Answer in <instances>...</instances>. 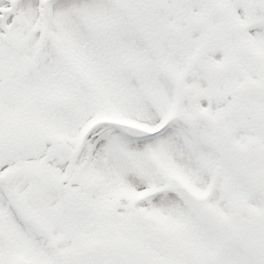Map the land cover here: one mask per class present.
<instances>
[{
    "label": "snow or ice",
    "instance_id": "snow-or-ice-1",
    "mask_svg": "<svg viewBox=\"0 0 264 264\" xmlns=\"http://www.w3.org/2000/svg\"><path fill=\"white\" fill-rule=\"evenodd\" d=\"M0 264H264V0H0Z\"/></svg>",
    "mask_w": 264,
    "mask_h": 264
}]
</instances>
